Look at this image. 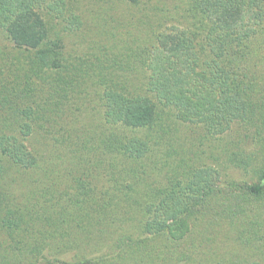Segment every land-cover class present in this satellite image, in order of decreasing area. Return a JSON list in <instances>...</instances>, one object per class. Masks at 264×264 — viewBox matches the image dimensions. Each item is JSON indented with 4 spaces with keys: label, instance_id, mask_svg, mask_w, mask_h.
I'll list each match as a JSON object with an SVG mask.
<instances>
[{
    "label": "trees",
    "instance_id": "trees-1",
    "mask_svg": "<svg viewBox=\"0 0 264 264\" xmlns=\"http://www.w3.org/2000/svg\"><path fill=\"white\" fill-rule=\"evenodd\" d=\"M169 2L143 0L159 46L114 52L117 19L91 59L85 0H0L34 68L0 70V264H264V0H174L185 24L159 32ZM97 72L109 126L85 130ZM221 169L244 187L215 200ZM121 235L143 255L104 253ZM231 236L246 253L217 255Z\"/></svg>",
    "mask_w": 264,
    "mask_h": 264
},
{
    "label": "rangeland",
    "instance_id": "rangeland-1",
    "mask_svg": "<svg viewBox=\"0 0 264 264\" xmlns=\"http://www.w3.org/2000/svg\"><path fill=\"white\" fill-rule=\"evenodd\" d=\"M111 1V3L109 2ZM85 0L86 7L88 10L89 15V27L91 31L87 34L88 39L84 41L83 47L80 49L79 54L84 55L85 57L94 59V55L99 52V41L98 38L104 36L103 28L106 27L113 31L115 27L116 20L119 23V34L116 38L117 48H114V52H120L121 48L129 47L133 49H139V46L143 47V36L144 43L148 46H152L156 44L159 46L158 42L155 41L154 38H150L151 34L147 31V28L143 26V0H141V4H137L136 0ZM181 6L188 7L191 0H180ZM107 2V3H106ZM154 6V13L157 11L158 17L160 18L164 13L161 9H163L165 2L163 1H154L152 4ZM173 11V14L170 19L166 20L163 17L158 21L159 32L160 31H170L174 32L177 27H181L185 24L184 14L180 12V8H177L176 3L174 0L171 2L166 3V6ZM113 16H111V14ZM151 17L152 12H150ZM157 16V14H155ZM114 21V22H113ZM155 20H153L154 22ZM113 23V24H112ZM153 28H148L151 30ZM144 30V32H143ZM100 37H99V36ZM97 37V38H95ZM147 37V38H146ZM70 46H74L72 43ZM71 48V47H70ZM75 49V48H73ZM32 51L30 49L18 47L13 44V42L6 37V34L3 31H0V70L11 69L14 73H29L34 70L33 67L29 64V57L32 55ZM5 65H8L6 68ZM33 73V72H32ZM136 75V74H135ZM136 79V78H134ZM143 79V77H142ZM99 74L98 72L94 74L93 80L91 79L90 82L92 83V87L87 89L84 93H82V97L84 96L87 98V104L85 107H82V100L79 101L77 99H73V104L71 107L77 113L79 121L76 122V127L82 128L87 130L86 126H92L95 131L99 129H104L105 127L109 126V120L106 114V109L103 106V102L101 98V91L98 88V85H93V83L98 82ZM136 82V80H135ZM32 102L26 103L25 105H31ZM79 106V107H78ZM78 107V108H77ZM81 107V110H80ZM77 110V111H76ZM94 118H93V117ZM74 125V126H75ZM191 129H194L195 126L191 125ZM242 129V128H241ZM105 130V129H104ZM187 130V129H185ZM183 130V132H185ZM216 175V186L214 187L215 200L222 198L223 194L233 193L234 191H238V187H244V181L238 173H231L228 170L221 169V172ZM214 175V177H215ZM160 177L166 181L170 178V174L167 171L160 173ZM249 183H252V179H247ZM107 182L106 185L103 186V183ZM235 186H232L233 184ZM95 186L100 189H105L106 187L110 190L115 192V186L110 181V178L107 176L103 177L102 180H97L95 182ZM205 225V224H203ZM222 233V232H221ZM113 242H106L107 244L102 246L104 253L116 252L121 248L122 254L121 255H143L140 254L137 248L132 244L131 241L123 242L122 235L119 239H113ZM121 241V242H120ZM114 243V244H113ZM113 244V245H112ZM110 247H109V246ZM1 246V244H0ZM221 251L217 255H235L236 253H240L241 255L245 254L247 249L244 245H240L237 238L231 236V242L227 245H220ZM2 247V246H1ZM113 248V249H112Z\"/></svg>",
    "mask_w": 264,
    "mask_h": 264
}]
</instances>
